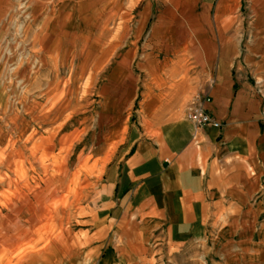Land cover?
<instances>
[{"label": "crops", "instance_id": "0c3cea01", "mask_svg": "<svg viewBox=\"0 0 264 264\" xmlns=\"http://www.w3.org/2000/svg\"><path fill=\"white\" fill-rule=\"evenodd\" d=\"M243 2L176 1L158 15L137 119L111 121L108 138L127 145L105 168L95 264L178 262L209 243L218 264H264V0L247 13ZM198 97L221 127L187 120Z\"/></svg>", "mask_w": 264, "mask_h": 264}, {"label": "rangeland", "instance_id": "374dc122", "mask_svg": "<svg viewBox=\"0 0 264 264\" xmlns=\"http://www.w3.org/2000/svg\"><path fill=\"white\" fill-rule=\"evenodd\" d=\"M176 1L0 0V264H95L105 168L127 145L111 121L137 119L155 22ZM213 247L165 264H218Z\"/></svg>", "mask_w": 264, "mask_h": 264}, {"label": "built area", "instance_id": "2783aa9c", "mask_svg": "<svg viewBox=\"0 0 264 264\" xmlns=\"http://www.w3.org/2000/svg\"><path fill=\"white\" fill-rule=\"evenodd\" d=\"M204 103V99L200 97L191 101L186 114L187 120L193 122L196 131L206 127H221L222 123L216 121L212 113L204 106Z\"/></svg>", "mask_w": 264, "mask_h": 264}]
</instances>
